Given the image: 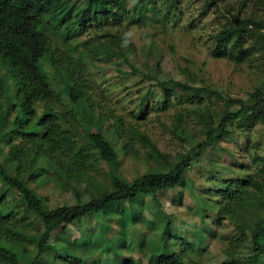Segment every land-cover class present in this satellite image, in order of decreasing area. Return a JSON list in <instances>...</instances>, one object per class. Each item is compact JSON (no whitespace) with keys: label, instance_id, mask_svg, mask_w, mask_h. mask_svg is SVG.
I'll use <instances>...</instances> for the list:
<instances>
[{"label":"rangeland","instance_id":"obj_1","mask_svg":"<svg viewBox=\"0 0 264 264\" xmlns=\"http://www.w3.org/2000/svg\"><path fill=\"white\" fill-rule=\"evenodd\" d=\"M69 1L77 7L83 2ZM138 1H125L127 15L119 25L92 23L68 41L46 20L37 28L51 40L66 71H75L87 101L72 102L66 76L43 59L39 67L53 100L36 102L33 113L22 111L17 83L0 62V163L49 210L89 202L111 190L113 177L131 184L166 172L183 155L189 161L181 183L155 199L141 194L132 204L123 202L124 211L115 214L88 213L54 232L39 255L40 220L0 178V246L15 254L17 264H64L56 249L82 264H147L152 255L168 252L182 254L184 264H251L252 234L264 216V123L246 115L215 132L210 147L198 151L197 145L223 115L249 106L264 84V28L256 26L264 24V0H140L151 10L140 22ZM236 21L239 29L218 47L216 35ZM170 81L193 91L173 90L164 107L162 87ZM45 112L55 115L58 134L71 146L58 139L40 150L39 142L20 137H42L46 129L39 119ZM115 123L123 129L118 135ZM13 126L19 134L8 142L1 135ZM129 127L145 139L132 138ZM90 134L109 143L115 164L98 158L87 144ZM128 142L132 152L123 149ZM13 147L16 156H10ZM75 159L86 167L71 179L63 169ZM247 179L250 184L228 206L233 212L223 210L228 185ZM259 258L264 264V255Z\"/></svg>","mask_w":264,"mask_h":264},{"label":"trees","instance_id":"obj_2","mask_svg":"<svg viewBox=\"0 0 264 264\" xmlns=\"http://www.w3.org/2000/svg\"><path fill=\"white\" fill-rule=\"evenodd\" d=\"M126 0H83L82 4L77 7L76 3H70L69 0H0V62L10 71L14 81L18 86V96L20 97V108L27 113H33V105L36 102L49 103L53 100L54 93L50 87L47 76L40 71V63L46 59L51 66L60 68L67 78L68 96L71 101L76 103L79 100H88L85 94L84 86L81 81L74 79L75 71H66L65 67L61 65L60 58L52 42L45 37H42L37 28L43 24V21L51 26L56 36L64 41L70 39V35L81 34L87 25L95 23L96 26H106L110 24L121 23L123 16L127 15L125 8ZM139 9L137 11V21L143 20L144 15L151 11L140 0ZM151 8V7H150ZM241 23L235 22L233 26L220 31L216 37V45L220 47L224 39H228L234 32L235 28L239 29ZM264 28V24L256 25ZM217 47V49H218ZM221 56V53H217ZM166 85H171L169 90ZM163 85L164 107L170 101V92L175 89H180L184 92L193 91L191 86H187L177 81H170ZM264 84L261 88L256 90L253 95V102L246 107H242L237 113L233 115H223L220 124L216 129L207 130L206 139L197 145L198 151L210 147L213 144V134L215 132H225V125L227 122L234 119L250 115L259 118L264 123ZM1 96V85H0ZM18 118V117H17ZM55 115L52 112H45L39 119L40 124L46 129L42 137L37 135L20 134V137L26 141L37 143L38 149H44L47 145L55 143L56 140L66 142V145L71 146L68 139L58 134L59 128L55 125ZM18 119L14 120L16 126ZM7 128L3 132V136L9 138L10 142L13 135L19 134L16 127ZM135 127H129V134L134 139L140 142L145 139L144 135L139 134L134 130ZM120 129L123 131L121 124L115 123L114 131L118 135ZM139 134V135H138ZM87 144L93 147L98 158L107 164L113 165L116 163V155L111 149L109 143L99 134H90ZM14 148V149H13ZM10 156H16V147H13ZM123 149L126 152H132V143H124ZM80 152V151H79ZM82 155H85L81 151ZM189 161L186 156H179L177 161L171 164L166 172L146 174L136 179L131 184L122 182L120 179L113 177L111 181V190L103 189L99 196L91 198L87 203L80 202L77 205L67 207L64 206L57 210H49L46 208L41 200L30 190L26 184L17 176H11L5 166L0 163V178L1 180L13 189L19 197L23 200L25 205L31 209L40 220L43 231L41 232L36 246L38 254L41 255L48 250L47 243L50 236L61 227L70 225L78 220L83 219L88 213H103L115 214L124 211L122 203L128 202L132 204L133 200L141 195L147 194L155 199L159 192L168 191L177 188L184 174V168ZM57 162V161H56ZM61 168L62 164L57 163ZM86 167L84 161L75 159L72 163H68L64 173L68 178H78L84 168ZM250 184V179L243 183H230L223 193L221 200L225 205L223 210L232 213V209L228 206L236 200L242 192V188ZM257 184L255 185V187ZM258 188V186H257ZM220 202V201H219ZM221 203H217V205ZM141 216V211L137 212ZM0 225L4 222L0 217ZM134 219V218H133ZM135 220V219H134ZM132 220V221H134ZM264 233V216L259 219L252 234L253 252L254 256L250 259L251 264H260V256L264 255V244L261 238ZM68 246V245H67ZM53 248H56L55 246ZM56 257L64 264H82L83 261L79 258L70 256L63 252ZM230 255L232 252H228ZM0 260L8 264H17V258L6 247L0 246ZM125 264H131L126 262ZM147 264H184V257L182 254L168 252L166 254L152 255ZM228 264H234L230 262Z\"/></svg>","mask_w":264,"mask_h":264}]
</instances>
